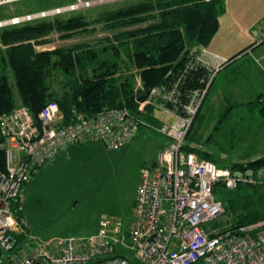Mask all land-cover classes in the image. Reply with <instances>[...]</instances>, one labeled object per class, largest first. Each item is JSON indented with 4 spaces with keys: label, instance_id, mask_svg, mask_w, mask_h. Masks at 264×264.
<instances>
[{
    "label": "built area",
    "instance_id": "built-area-1",
    "mask_svg": "<svg viewBox=\"0 0 264 264\" xmlns=\"http://www.w3.org/2000/svg\"><path fill=\"white\" fill-rule=\"evenodd\" d=\"M17 1L0 0V7ZM121 1L127 0H75L64 7L1 19L0 29ZM258 27L253 47L264 45V25ZM201 49L199 55L193 51L185 69L204 67L210 73L209 80L206 88L193 92L186 103L175 96V92L179 95L178 80L166 92L155 88L142 102L138 98L136 113L126 108L104 109L91 116L75 113L71 122L63 124L57 103L49 102L37 120L24 106L0 116V151L5 158V168L0 171V263L264 264V220L233 230L209 226L224 214L223 203L215 198L217 187L237 190L242 185H264V169L256 176L236 174L182 150L209 83L227 62L220 58L221 63H216L212 60L216 56ZM156 98L164 101L165 108ZM149 105L163 108L173 119L170 126L152 125L141 117ZM141 128L163 134L168 142L158 153L156 166L141 170L134 218L127 229L118 221L101 219L94 234L16 252L26 225L16 216L14 206L20 202L23 185L39 167L77 145L99 142L108 149H119Z\"/></svg>",
    "mask_w": 264,
    "mask_h": 264
},
{
    "label": "trees",
    "instance_id": "trees-1",
    "mask_svg": "<svg viewBox=\"0 0 264 264\" xmlns=\"http://www.w3.org/2000/svg\"><path fill=\"white\" fill-rule=\"evenodd\" d=\"M225 2L136 0L121 7L100 11L92 19L76 11L0 29V116L10 113L17 106H24L32 118L37 120L39 112L49 102L57 103L63 124L71 122L75 113L91 116L113 108H126L136 113L137 99L145 91L171 87L178 80V90L186 103L190 93L206 88L210 76L199 65L185 69L190 59V50L196 45L207 47L210 44L218 32L219 18L226 11ZM95 26H100L103 32H112V35L102 37L94 44L84 42L53 50H36L37 46L51 43L48 37L53 33L58 35L59 40H70L77 36L95 34L98 31ZM123 54L129 61L128 65L124 64L125 73L121 66ZM234 59L231 58L227 63ZM58 73L63 79L59 89L55 90L53 81ZM135 77L140 79L143 87L137 92L134 89ZM211 82L186 134L182 150L215 164V155L207 148L213 134L205 139L202 146H198L199 137L195 139L191 135ZM225 103L224 114L218 124L227 120L233 110L253 108L257 109L259 126L264 130L263 95L244 104H236L230 99H226ZM141 117L152 125L160 124L150 106ZM217 129L218 126L213 127V130ZM228 132L225 134L233 136ZM194 134L198 133L195 131ZM155 166L156 160L143 168ZM4 168V153L0 151V171ZM221 168H228L236 174L256 176L264 169V156ZM215 198L223 203L224 214H236L235 220L227 225L228 229L264 220V213L251 210L255 209L254 203L238 205L236 202L221 200L216 193ZM14 207L19 211V202ZM21 237H18L19 242Z\"/></svg>",
    "mask_w": 264,
    "mask_h": 264
},
{
    "label": "rangeland",
    "instance_id": "rangeland-1",
    "mask_svg": "<svg viewBox=\"0 0 264 264\" xmlns=\"http://www.w3.org/2000/svg\"><path fill=\"white\" fill-rule=\"evenodd\" d=\"M135 1L107 3L102 6L82 9L77 13H82L92 19L100 11L114 9ZM73 2L75 0H19L2 5L0 19L53 9L58 6L64 7ZM95 27L98 28L95 34L77 36L70 40H59L58 35L53 33L48 37L51 43L37 46L36 50H53L84 42L94 44L98 39L112 35V32L101 31L100 26ZM222 29L223 22H221V31ZM225 32L227 31L223 33ZM196 48L200 49V45H196L190 50L188 62H190L194 50V54H197ZM121 61L122 72L125 73L124 64L128 65L129 61L124 54L121 55ZM227 78L229 75L219 76L216 79L191 130V135L195 139L199 137L198 146H202L205 139L211 133L213 134L207 148L215 155V165L218 168L264 155L263 152L255 156V150L258 147L256 135L259 131L257 109L240 108L235 116L218 124L227 104L222 102L221 94H225L228 89L233 88L232 82L229 80L232 79V76ZM62 79L61 74H55L53 81L55 90L59 89ZM134 84V89H143L139 78L135 77ZM250 86L247 87L246 99L252 100L256 92V85L253 84L252 89L249 88ZM168 88L159 87V90L163 93ZM177 92L179 95L175 92V96L182 99L184 103L183 95L178 89ZM192 96L193 92L189 94L188 99ZM160 98L165 101L163 97ZM160 98H156V101L164 107V101ZM149 106L152 107V105ZM167 106L173 109L170 104ZM147 107L144 108L145 113ZM153 114L158 116L159 125L170 126L173 122V119L164 112L163 108H153ZM215 126H218L217 130H213ZM244 126H248V132L241 135L240 129ZM230 129H234L236 132L233 136L225 134L226 130ZM195 131L198 133L197 135L194 134ZM138 136L140 138L137 143H129L116 150L108 149L99 142L78 145L73 147L70 152H62L55 159L49 160L39 167L20 191L19 211L16 210L15 214L26 223V231L21 237L16 252H28L40 243L52 245L57 240L94 234L101 219L118 221L122 223L124 229H127L134 218L135 193L141 170L143 166L157 158L158 145L165 137L163 134L144 128L140 129ZM258 152L260 151L258 150ZM215 193L221 200L236 202L238 205L254 203L255 209L251 210H256L260 214L264 213V185L256 187L242 185L238 190H227L219 186ZM235 218L236 214L229 212L219 216L214 222L209 223V226L222 228L231 224ZM3 254L7 256V253Z\"/></svg>",
    "mask_w": 264,
    "mask_h": 264
},
{
    "label": "crops",
    "instance_id": "crops-1",
    "mask_svg": "<svg viewBox=\"0 0 264 264\" xmlns=\"http://www.w3.org/2000/svg\"><path fill=\"white\" fill-rule=\"evenodd\" d=\"M225 5L226 11L220 17L218 32L207 47L201 46V48H204V50L211 55L216 56V58L212 57V60L214 62L216 61V63H221L219 62L220 58L226 59L227 62L233 57H235V59L230 63L225 62L222 64L214 74L208 95L219 76L226 77V75H229V78L232 76V79H227L232 82L233 88L228 89V92L225 94H221L222 102L225 103L226 99H230L236 104H244L254 100L258 95L264 96V45L253 47V43L260 31L258 26L260 24L264 25V0H226ZM2 19L7 18L3 17ZM221 22H223L222 31ZM224 31L227 32L223 33ZM201 48H196L197 54H201ZM248 50L249 52H247ZM253 84L256 85V92L253 96L254 99H246L248 95L247 87ZM251 86L249 87L250 89H252ZM237 110L230 112L228 119L235 116V114L238 113ZM248 129V126L242 127L240 129V134H247ZM258 129L259 131H257L256 135L258 147H256L255 156L264 152V130L259 125ZM226 131H229L228 133L232 135L236 133L234 129ZM139 132L140 129L127 144L137 143L140 138L138 136ZM166 146L167 140L162 138L157 148V155ZM73 147H69L63 152H70ZM258 150L260 152H258Z\"/></svg>",
    "mask_w": 264,
    "mask_h": 264
},
{
    "label": "water",
    "instance_id": "water-1",
    "mask_svg": "<svg viewBox=\"0 0 264 264\" xmlns=\"http://www.w3.org/2000/svg\"><path fill=\"white\" fill-rule=\"evenodd\" d=\"M147 94H148V91H145L144 95L141 96V97H139L138 101H139V102H142L143 99L147 96Z\"/></svg>",
    "mask_w": 264,
    "mask_h": 264
}]
</instances>
